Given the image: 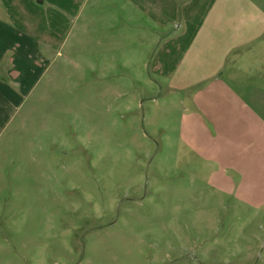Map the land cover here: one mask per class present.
I'll return each instance as SVG.
<instances>
[{
	"label": "rangeland",
	"instance_id": "374dc122",
	"mask_svg": "<svg viewBox=\"0 0 264 264\" xmlns=\"http://www.w3.org/2000/svg\"><path fill=\"white\" fill-rule=\"evenodd\" d=\"M121 10L131 7L90 0L81 21L96 15L94 50L77 60L69 36L0 139V264H264V211H219L181 140L184 99L201 85L148 77L150 54L135 49L161 33L148 17L120 51L105 24L120 29Z\"/></svg>",
	"mask_w": 264,
	"mask_h": 264
},
{
	"label": "crops",
	"instance_id": "0c3cea01",
	"mask_svg": "<svg viewBox=\"0 0 264 264\" xmlns=\"http://www.w3.org/2000/svg\"><path fill=\"white\" fill-rule=\"evenodd\" d=\"M169 1L174 9L160 11ZM89 2L0 0V139L62 57L69 36L77 60L94 50L96 15L81 21ZM120 2L131 7L130 13L121 10L122 27L105 24V32L119 35L120 51L128 49L129 31L150 27L148 17L161 32L135 47L150 54L143 60L148 77H175L191 89L201 85L184 99L190 108L182 113L181 140L202 162L219 211H264V0H156L154 8L142 0ZM171 26L177 29L167 30ZM120 67L128 66L123 61ZM245 83L252 87L244 92L235 86Z\"/></svg>",
	"mask_w": 264,
	"mask_h": 264
}]
</instances>
